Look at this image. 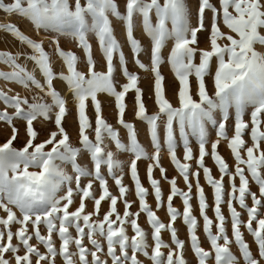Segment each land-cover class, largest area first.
<instances>
[{"label": "snow or ice", "instance_id": "6c2138e0", "mask_svg": "<svg viewBox=\"0 0 264 264\" xmlns=\"http://www.w3.org/2000/svg\"><path fill=\"white\" fill-rule=\"evenodd\" d=\"M124 8L121 12L117 0H0V11L26 19L38 36L52 33L36 40L12 22L0 23V32L29 50H0V65L8 69L0 68L4 82L0 124L10 130L0 143V264H145V260L189 264L187 250L197 264H264V52L257 50L264 48V0H196L195 9L190 0H125ZM110 17L123 23L134 62L144 71L149 68L139 59L144 49L134 35L137 19L150 40L156 106L152 114L139 87V75L128 70ZM202 33L207 34L203 48L199 46ZM90 35L102 55L99 70ZM61 38L75 42L83 56L65 50ZM46 39L51 51L45 50ZM169 41L172 47L166 60L178 81L175 105L166 95L160 70ZM53 55L62 62L59 71ZM22 59L25 63H20ZM117 60L127 81L122 85L116 80ZM27 61L33 63L32 70ZM56 82L66 87L67 94L57 89ZM11 84L28 94L14 91ZM130 92H134V116L147 126L151 153L139 142L135 124L125 120ZM68 94L78 122L76 145L64 126L70 114ZM101 94L113 99L127 143L105 118ZM37 122L51 123L54 130L41 140ZM21 125L25 142L17 148L14 142L21 135ZM210 127L215 139H210ZM106 140L117 152L131 154L127 173L125 162L108 150ZM222 142L230 150L231 165L218 151ZM179 147L182 158L177 155ZM163 150L184 189L176 176L167 175ZM84 156L91 167L81 162ZM141 160L148 161L149 187L140 177ZM201 174L212 190L211 204ZM125 175L131 186L124 183ZM162 181L169 185L166 197ZM253 184L258 191H252ZM130 195L135 199H129ZM177 197L182 211L174 206ZM161 209L166 211L167 223L158 215ZM142 215L147 228L140 223ZM178 219L186 227L187 240L178 235ZM201 227L207 249L198 234ZM245 231L253 238L255 254ZM165 232L168 241L163 238Z\"/></svg>", "mask_w": 264, "mask_h": 264}, {"label": "rangeland", "instance_id": "374dc122", "mask_svg": "<svg viewBox=\"0 0 264 264\" xmlns=\"http://www.w3.org/2000/svg\"><path fill=\"white\" fill-rule=\"evenodd\" d=\"M214 3H216V0H213ZM117 3L119 5L120 11L124 12L125 8V0H117ZM190 4L193 7V9H195V4H196V0H190ZM218 6V5H217ZM207 15L210 17L211 13H207ZM10 16V17H8ZM8 17V18H7ZM110 19H112V26L114 28V32L116 35V38L118 39V41L120 42L122 49L124 51L126 60H127V67L128 70L130 72L133 73H137L140 77L139 79V87L143 89V98L146 104V107L148 109L149 114H152L156 111V106L154 104V97H153V83H154V78H153V74L151 73V64H150V40L149 38L143 33V30L139 24V20L137 19L136 22V27L134 29V35L136 36L137 39H139L141 41V44L143 46V51L141 52L139 59L145 64L148 65L149 70L148 71H144L141 70L134 62L133 59V54L131 52V49L127 43L126 40V33H125V28L124 25L121 21H117L115 18L110 17ZM12 22L14 24H16L21 31H23L26 35L30 36L33 39L36 40H40L41 38H43L45 35L47 36H51L52 33H43L41 32V34L38 36L32 25L26 20L23 19L21 17H19L18 15H6L5 13H3L2 11H0V23H6V21ZM193 24H195V17H193ZM225 31H227V29H224ZM206 33H202L199 35V39H200V44L199 46L201 48L206 47L207 46V42H206ZM90 42L92 44L93 47V54H94V58L97 60L98 62V70L102 69L103 67V59H102V55L100 53L99 50V45L97 40L95 39L94 36H89ZM61 46L65 49V50H73L76 51L78 55L83 56V53L80 49H78L75 45V42L66 40L64 38H61ZM44 47L45 50L47 51H51V46L49 41L46 39L44 41ZM172 47V42L169 41L167 46L164 48L163 50V55L165 57V63L161 65V72L165 77V89H166V95L167 97L173 102V104H176V99H175V93L178 89V81L175 79V76L169 66V64L167 63V55L170 51ZM0 50H8L11 51L13 53L18 52V51H24L27 52L29 51L25 46L21 45L16 39H14L11 35L4 33V32H0ZM258 51L264 52V48H260L258 46L257 48ZM52 59L54 61V68L59 71L61 69V64L62 62L59 60L58 57H56L55 55L52 56ZM117 63V72H116V80L118 81V85H122L124 83H126V79L124 78V76L122 75V73L119 71V64H118V60L114 61ZM20 63H25V61L22 59L20 61ZM27 67L29 70H32L34 68V65L31 61H27ZM0 68H3L4 70H8L7 68H5L3 65H0ZM37 76L39 77V73L37 72ZM193 83V91H195V81L194 79L192 80ZM4 86V82L0 81V87ZM9 87H11L12 89H14V91L16 92H20L22 95H27L28 93L24 92V90H22L20 87H18L15 84H11L8 85ZM55 86L57 87V89L62 93V94H67V90L66 87L61 83V82H56ZM209 91L211 92V86H209ZM101 101L103 102V114L105 116V118L107 119V121L113 125L114 128L118 129L120 132V137L122 139L123 142L127 143V133L126 130H124L122 127H120L117 123V112L116 109L114 107V101L112 98L108 97L106 94H101L100 97ZM134 92H130L126 98V102H127V111L125 114V120L127 122H131L134 123L136 126V130H137V135H138V140L139 142L146 148V150L151 153L153 151V148L151 146V142L149 139V135L147 132V126L144 122L139 121L135 118L134 116ZM0 107H2V105H0ZM68 107L70 109V114L67 116L66 120L64 121V126L66 128V130L68 131L70 137H71V142L76 145L78 142V122L76 119V113H75V108L72 102V98L71 96H69L68 98ZM89 115L93 118L94 121V113L92 112V109L89 108L88 109ZM245 119H248V116H245ZM37 129L40 131L41 135H40V139H44L48 132L51 130H54V126L51 123H47V124H41L40 122H37L36 124ZM228 133L229 135L232 134V127H233V121L230 119L228 121ZM9 131L7 129L6 125L0 124V143L5 142V140L8 138L9 136ZM209 132L211 133L210 139H215V130L212 129L211 127L209 128ZM245 139L247 140L248 137L246 136ZM25 142V137L23 135V127L21 125V135L18 138V140L16 142H14L15 146L17 148L21 147L23 145V143ZM106 143L108 144V150L113 151L114 153H116L117 158L120 159L121 161L125 162V173H127L128 168H127V163L130 162V160L132 159L131 154L127 153V152H117L114 144H112V142L107 141ZM161 143L163 144V132L161 131ZM250 143V141H249ZM193 148L194 151L196 150L197 146L195 144V141H193ZM218 151L227 159L228 163L231 165L233 163V160L230 156V150L227 148V144L226 142H222L219 146ZM177 155L179 157L182 158L183 155V149L182 147H179L177 149ZM161 157H162V164L163 166L167 169V175L171 178L173 176L177 177V182H178V186L182 189L185 188V185L183 183L182 178L178 177V174L176 173V171L174 170L173 165L170 162V159L168 157V154L166 152V150H163L161 153ZM81 162L83 164H87L89 167H91V163L88 160L87 156H84L81 160ZM148 161L145 160H141L138 162V170L140 173V177L142 179V182L144 183L145 187H149L148 185V181L146 179V165H147ZM206 164L209 167L213 168V174L218 176V171L215 169V167L213 166V162L211 161V159L206 158ZM70 171V169H69ZM154 175L156 178L160 177L159 171L156 170L154 172ZM110 185H111V190L113 192H116L117 190L115 189V186L113 184V182L110 180L109 181ZM124 183L126 185L131 186V180L128 177V175H125V180ZM201 183L204 184L205 187V192L206 195L208 197V202L209 204L212 203V190L209 186H207L203 180V175L201 174ZM227 183V181H226ZM237 184H238V180H237ZM162 187H163V191L165 194V197L167 196L168 192H169V185L162 181ZM252 191H258L257 187L255 184L252 185ZM193 192H195V189L193 190ZM129 199H135L134 196H129ZM149 203L153 205V207H155V202L154 199L149 196L148 198ZM78 202V201H77ZM249 204L251 203L250 199H249ZM174 206H176L178 209H180L182 211V202L181 200L177 197L174 198ZM193 203V207H194V214L197 215L198 219H199V213H198V207H197V202L195 199H193L192 201ZM91 203L88 204V208L89 210H91ZM103 208L106 209L107 208V204L103 205ZM120 210H123V206L122 204L120 205ZM136 210V205L133 206V211ZM225 215L227 216V208L226 206L223 208ZM264 211V210H262ZM158 215L161 217V219L167 223L168 222V217L166 215V211L164 209H161L158 212ZM208 215L210 217L213 216V213L211 211V209L208 210ZM246 213L244 214V219H246ZM201 225H202V220L200 221ZM140 223L142 226H144L145 228H147L148 226L145 223V218L142 215L140 218ZM178 228V235L181 239H185L187 240V232H186V227L182 224L181 220H177L176 225ZM129 234H131V230H129ZM198 234L200 235L201 241H202V245L203 247H205L206 249L209 247L208 242L202 232V227L200 229H198ZM231 234L230 232V226H229V235ZM244 236L246 241L250 244L251 246V250L253 251V253L255 254L257 252V248L256 245L253 243V238L245 231L244 232ZM163 238L168 241L169 240V234L167 232L163 233ZM166 251V250H165ZM232 251L234 253H236L237 255L238 250L236 248L235 245L232 246ZM186 258L189 261V264H197V261L193 255V253L190 250L186 251ZM141 259H144L143 257H141ZM145 264H148V262L145 260Z\"/></svg>", "mask_w": 264, "mask_h": 264}, {"label": "bare ground", "instance_id": "6f19581e", "mask_svg": "<svg viewBox=\"0 0 264 264\" xmlns=\"http://www.w3.org/2000/svg\"><path fill=\"white\" fill-rule=\"evenodd\" d=\"M8 17H10V16H8ZM8 17H7V18H8ZM7 22H9V21L7 20V21H6V23H7ZM69 96H71V95H70V94H68V98H69Z\"/></svg>", "mask_w": 264, "mask_h": 264}]
</instances>
